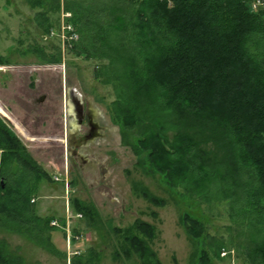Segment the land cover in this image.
I'll list each match as a JSON object with an SVG mask.
<instances>
[{
  "label": "rangeland",
  "instance_id": "1",
  "mask_svg": "<svg viewBox=\"0 0 264 264\" xmlns=\"http://www.w3.org/2000/svg\"><path fill=\"white\" fill-rule=\"evenodd\" d=\"M68 1L76 0H0V126L49 176L37 184L30 204L36 217L52 219L50 229L38 235L28 217L12 219L0 212V222H13V230L0 227L5 256L20 258L21 264H144L132 251L124 254L125 236L138 234L159 264H197L201 252L209 264H264L256 253L264 244V213L249 214L240 196L230 197L231 188L215 179L202 193L184 185L172 189L144 152L137 156L142 134L114 118L124 72L117 67L118 74L110 73L108 59L79 49L84 40L65 11ZM88 3L98 14L95 21L107 22L108 12L118 7L115 0ZM64 89L73 90L78 107L87 106L99 125V137L77 149L73 166L69 142L65 154V129L62 144L55 128L69 119ZM163 127L172 138L170 126ZM202 149L211 157L222 153L211 145ZM18 166L10 162L8 171L17 175L8 187L21 174L35 181L34 173ZM77 202L93 206L97 216L82 217ZM187 220L204 227L197 239L186 230ZM137 222L153 228L152 240L135 232Z\"/></svg>",
  "mask_w": 264,
  "mask_h": 264
},
{
  "label": "trees",
  "instance_id": "2",
  "mask_svg": "<svg viewBox=\"0 0 264 264\" xmlns=\"http://www.w3.org/2000/svg\"><path fill=\"white\" fill-rule=\"evenodd\" d=\"M259 1L253 11L256 0H115L118 7L108 12L107 22L101 17L95 21L98 14L88 0L68 1L65 11L83 37L79 49L108 59L110 73L118 74L117 67L124 72L114 118L142 134L137 156L144 152L172 189L184 185L202 193L215 179L231 188L230 197L240 196L249 214L262 215L264 0ZM164 124L170 126V139ZM121 137L126 145V136ZM207 145L221 155L211 157L202 149ZM0 149V212L12 219L28 217L39 235L46 226L50 229L52 219L36 217L30 198L37 184L50 178L1 126ZM10 162L34 173L35 181L21 174L8 187L17 175L8 171ZM75 205L82 217L97 216L93 206ZM12 223L2 221L0 227L10 231ZM134 229L148 240L154 238L149 225L137 222ZM186 230L197 239L204 227L187 220ZM125 238L126 256L132 251L144 264H159L142 237ZM4 253L0 248V264H21L20 258ZM256 253L264 256V244ZM197 264H209L205 252Z\"/></svg>",
  "mask_w": 264,
  "mask_h": 264
},
{
  "label": "flooded vegetation",
  "instance_id": "3",
  "mask_svg": "<svg viewBox=\"0 0 264 264\" xmlns=\"http://www.w3.org/2000/svg\"><path fill=\"white\" fill-rule=\"evenodd\" d=\"M62 95V94H61ZM65 95V118L67 119V116L69 117L68 120H65L64 126L62 125V122L60 126H56V131H58L61 135V140L63 144V130L65 129L66 137H65V154L67 155V142H69L71 146V160H70V166L75 165V159L77 158V149L81 145L88 144V142H91L92 139H97L99 137V125L97 122L95 123L93 121V117L91 115V112L85 107L82 109V107H78L76 104V101L74 99L73 91H66L64 89L63 96ZM46 99V97H42L39 102H43ZM71 131L72 134H68V131ZM62 144H61V152L62 151Z\"/></svg>",
  "mask_w": 264,
  "mask_h": 264
},
{
  "label": "water",
  "instance_id": "4",
  "mask_svg": "<svg viewBox=\"0 0 264 264\" xmlns=\"http://www.w3.org/2000/svg\"><path fill=\"white\" fill-rule=\"evenodd\" d=\"M74 99H75L77 105L81 104V101H80L79 97L76 94H74ZM0 184L3 187V182L2 181H0Z\"/></svg>",
  "mask_w": 264,
  "mask_h": 264
},
{
  "label": "built area",
  "instance_id": "5",
  "mask_svg": "<svg viewBox=\"0 0 264 264\" xmlns=\"http://www.w3.org/2000/svg\"><path fill=\"white\" fill-rule=\"evenodd\" d=\"M259 5H260V4H259ZM255 7H256V6H254V8H255ZM64 16H65V17H66V16L69 17L70 15H69V14H65ZM66 29H67V30H71L70 26H67Z\"/></svg>",
  "mask_w": 264,
  "mask_h": 264
},
{
  "label": "bare ground",
  "instance_id": "6",
  "mask_svg": "<svg viewBox=\"0 0 264 264\" xmlns=\"http://www.w3.org/2000/svg\"><path fill=\"white\" fill-rule=\"evenodd\" d=\"M259 4H261L260 1H259V0H256V2H255L256 7H257ZM53 224H54V223H53Z\"/></svg>",
  "mask_w": 264,
  "mask_h": 264
}]
</instances>
